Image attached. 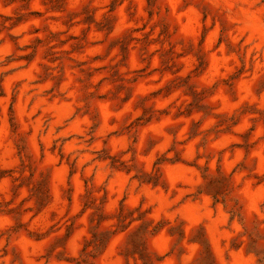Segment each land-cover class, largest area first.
I'll return each instance as SVG.
<instances>
[{
    "label": "clouds",
    "instance_id": "obj_1",
    "mask_svg": "<svg viewBox=\"0 0 264 264\" xmlns=\"http://www.w3.org/2000/svg\"><path fill=\"white\" fill-rule=\"evenodd\" d=\"M19 3L20 7L13 5L15 12L9 10L0 15V36L15 38V57H20L24 46L31 42L27 39L30 30L40 27L43 36L49 37L43 55L55 62L44 61L49 81L45 87L54 88L56 97L70 100L75 105V118L83 123V130L76 137L78 150L66 154L68 165L74 166L79 179L73 177L66 182L69 180L66 175L60 179L55 169L45 163L51 123H37L28 112L17 108L21 98L25 107L30 103L34 105L41 89L31 80L13 83L16 77L12 70L18 72L20 65L6 59L7 50L5 56H0V84L5 85L0 88V106L3 108L0 125L3 126L5 144L12 150L16 165L14 176L19 177L15 181V195L5 188L0 196L3 202L13 198L14 203L9 207L17 209L11 217L0 212L3 217L0 222V264H100L105 236L112 240L114 247L119 244L118 251L123 249L140 225L148 227L145 221L149 216L145 214V208L137 206L142 198L147 203L139 177L144 173L154 174L145 157L151 153L150 158L155 159L165 154L169 147L178 151L182 142L197 145L196 155L190 158L195 168L185 185L188 192L197 194V189H202L208 181H215L220 197L218 207L223 209L220 214L226 212L233 216L229 227L235 225L242 240L248 235L264 239V200L257 207L243 191L244 182L258 172L264 180V166L257 167L251 152L242 155L243 149L228 148L227 144L218 142L220 127H231L234 116L232 110L220 105L218 98L231 94L237 74L247 73L248 78L254 80L253 65L264 64V33L252 40L244 38V43H240L241 34L233 35L238 27L233 21L264 16V0H204L211 12L205 21L207 30L212 39L219 33L223 40L215 49L211 44H201L198 35L179 28L176 5H169L168 0H116L114 12L108 11L112 0H43L39 25L31 19L32 8L37 5L31 4L30 0H19ZM58 4L61 5L59 9L56 8ZM85 8L88 14L94 15V24L84 23ZM6 16H12V20ZM17 16H23L29 22L15 28ZM108 18L112 20L111 29L98 31ZM54 20L65 22V26L54 27ZM85 27L89 35L80 53L61 44L68 36L79 35V29ZM58 30V36L53 37ZM217 53L220 54L218 64ZM97 56L100 58L94 60ZM208 58L212 59L211 76ZM83 61L87 63L82 65ZM177 81L181 83L174 87ZM8 84L11 87H7ZM190 105L196 113L191 117L192 125L197 127L195 133L183 116ZM257 107L259 113L247 114L250 120L264 116V106ZM217 121L221 123L217 124ZM166 125L174 128L171 135L165 136ZM245 127L247 125L231 127L233 137L244 132ZM146 128L149 129L148 137ZM113 129H119L116 134L122 137L118 146L111 137ZM55 135L63 137L64 133ZM148 139L153 140L150 148ZM259 143L264 144V137ZM17 149L19 155H16ZM101 150L106 155L101 156ZM226 152L231 153L233 160L228 169L224 167ZM167 155L172 157L174 152H167ZM97 156L106 161L103 168L98 164ZM112 158L119 169L128 174V183L124 187L114 183L117 168L111 166ZM160 178L166 180L163 175ZM172 195L174 207L166 211L176 212L181 206V194L177 191ZM41 201L48 204L50 211L56 212L46 223H40L39 217L29 219ZM181 219L183 217L177 215L166 223L164 230L171 229L175 233ZM15 224H23V229L16 230ZM68 224L73 226V245L57 246L45 256V252L63 236ZM190 228L187 224L182 228L183 235L172 241L163 260L149 229L146 240L151 260L137 261V264H165L169 257H172V264H210L201 250L188 246L193 243ZM26 234L39 235L41 242L25 241ZM261 264H264V253Z\"/></svg>",
    "mask_w": 264,
    "mask_h": 264
},
{
    "label": "rangeland",
    "instance_id": "obj_2",
    "mask_svg": "<svg viewBox=\"0 0 264 264\" xmlns=\"http://www.w3.org/2000/svg\"><path fill=\"white\" fill-rule=\"evenodd\" d=\"M30 3L37 5L32 8L31 19L39 25L43 16L41 12V8L44 7L43 0H30ZM168 3L169 5H176V24L179 28L193 35H198L201 44H211L212 49H215L223 42L219 33L215 39H212L211 32L207 30L205 21L208 20L211 12L208 5L204 3V0H168ZM13 5H16V7L21 6L19 0H0V15H4L9 10L15 12ZM24 6L26 7L27 5ZM59 7L61 5H56L57 9ZM115 9L116 0H112V3L108 5V11L114 12ZM84 13V23L86 25L90 23L94 24V15L88 14L87 8L84 9ZM151 14L150 12L149 15L151 16ZM5 18L12 20V16H6ZM28 22L23 16H17L13 27L20 28ZM233 23L238 25L233 35H237V33L241 34V38H239L240 43H244V38L252 40L264 33V27H262L264 25V16H256L243 22L234 20ZM56 25L63 28L65 22L54 20L53 26L55 27ZM111 27L112 20L108 18L99 27L98 31H103L104 29L110 30ZM145 27L147 26L145 25ZM58 34L59 30L53 34V37L58 36ZM88 35L89 32L86 27L80 28L79 35L68 36L65 40L61 41V44L70 47L74 53H80ZM27 39L31 42L24 46V52L20 57H15L13 54L14 50H16L15 38L12 36L7 38L0 36V56H5L7 50L6 59L11 63H18L20 65L18 72L15 69L12 70L16 77L13 83L18 84L22 81L31 80L33 84L41 89L39 99L34 105L30 103L25 107L23 98H21L17 103V108L20 111L28 112L30 118L37 123H51L52 134L47 138L49 149L45 163L55 169V174L60 179H63L66 175L69 178L66 182H70L73 177L79 179L74 166L68 165L66 154L78 150V140L76 137L80 136L83 130V123L75 118L76 108L70 100H61L53 94L54 88L45 87L49 81L47 80L48 68L44 61L47 59L49 64L55 62L53 59L43 55L49 37L43 36L40 27H36L29 31ZM127 39L125 37V40ZM121 50L123 51V48ZM49 51L51 50L49 49ZM99 58V56L94 57V60H98ZM215 60L218 64L220 61L219 53L215 55ZM86 63L87 61H83L82 65ZM211 65L212 59L208 58L207 68L209 69L208 74L210 76L212 75ZM251 70L255 75L254 80L249 79L247 73L241 72L235 77V84L231 89V94L218 98V102L222 107L228 108L234 113L231 127H241L244 125H247V127H245L244 132L233 137L231 127L221 126L219 129L220 141L218 142L227 144L228 148L236 147L237 149H243L242 155L251 152L257 167H262L264 166V144H260L259 141L264 137V116H257L254 120H250L247 114L259 113L260 108L257 106H264V64L258 62L253 65ZM113 75H116L115 71H113ZM180 83V81H177L174 87ZM6 86L11 87V84ZM2 87H5V85L0 84V88ZM192 107L190 105L188 109H185L183 116L185 120L189 121L190 130L195 133L197 127L196 125H192L191 117L196 113L191 110ZM11 108L12 105L9 104L8 110L11 111ZM0 111H3L2 106H0ZM69 121H72V123L69 124ZM220 123V121H217V124ZM11 127V121H9V132H11ZM118 131L119 129H113L111 133L112 140L117 146L118 141L122 139V137L116 134ZM173 131L174 128L165 126V136L171 135ZM60 132L64 133L63 137L55 135ZM145 135L146 137L149 135V129L147 128L145 129ZM58 139L60 140L59 151H57ZM152 144L153 140L148 139L149 148ZM38 147H40L39 144ZM220 150L225 151V149ZM19 151V149L16 150V155H19ZM167 152H174V155L169 157ZM196 153L197 145L183 144L182 142V147L178 151H174L172 147H169L165 154L155 159L150 158L151 153L145 157L147 166L154 170V174L144 173L139 177V180L144 185L147 203L142 198L137 202V206L145 208V214L149 216V219L145 221L148 227L145 228L144 224L140 225L138 230L130 236L128 245L119 251L117 250L120 248L119 244L114 247L112 240L108 236H105L102 241V245L105 247L100 264H130V261L131 264H137V261H150L152 254L149 243L146 240V236L149 235V229L150 233L153 234L154 246L163 254L160 257L163 260V257L168 255L172 241L177 236L183 235L182 228L186 224L191 226V240L193 241L188 246L201 250L209 259L210 264H261V254L264 253V239L248 235L246 240H242L236 231L235 225L231 228L229 227L232 224L233 216L226 212L223 215L220 214L223 212V209L222 207H218L220 205V197L216 182L208 181L202 189H197V194L188 192L185 187L191 180V173L195 168L190 158L194 157ZM103 155L106 154L101 150V156ZM101 156H97L96 160L103 168L106 165V161ZM217 163L219 162L217 161ZM232 163L231 153L226 152L224 167L228 169ZM62 164L64 165L63 168L61 167ZM111 166L117 168V176L114 183H118L121 187L126 186L129 179L128 174L119 169L115 158L111 159ZM15 171L16 165L13 163L12 150L11 147L5 144L3 126L0 125V196H3L5 188L13 192V196L15 195V181L19 179V177L14 176ZM232 171H235V169L233 168ZM161 175L166 177L165 181L161 180ZM260 177L261 174L259 172L247 182H244L243 177H241V182L245 183L243 191L248 196L251 204L257 207L264 200V180ZM84 183L86 184V181ZM177 191L181 194L179 196L180 208L176 212L166 211L170 207H174L172 204V193ZM193 195H196V198H191ZM13 203V198L8 199L6 202L0 201V212L11 217L17 211V209L9 207ZM23 203L24 201H21V204ZM69 203H71L70 198ZM119 203L122 204L123 199ZM81 212H83V209H81ZM55 215L56 212L50 211L48 204L41 201L29 219L39 217L40 223H46L53 219ZM177 215L183 217V219L177 224L176 232L173 233L171 229L165 231L166 223L171 222ZM2 221L3 217L0 216V222ZM13 227L16 230H22L23 224H15ZM72 228V224H68L63 236L56 241V244L49 251L45 252V256L50 255V252L57 246L73 245ZM257 235L259 236L260 234L258 233ZM24 240L37 244L41 242V237L37 234H26ZM165 264H172V257H169V260L165 261Z\"/></svg>",
    "mask_w": 264,
    "mask_h": 264
}]
</instances>
